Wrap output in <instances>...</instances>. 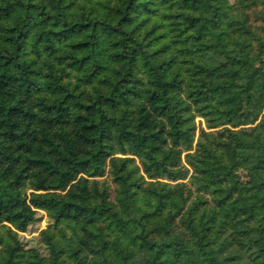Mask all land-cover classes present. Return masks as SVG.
<instances>
[{"label": "trees", "instance_id": "1", "mask_svg": "<svg viewBox=\"0 0 264 264\" xmlns=\"http://www.w3.org/2000/svg\"><path fill=\"white\" fill-rule=\"evenodd\" d=\"M263 112L264 0H0V264H264Z\"/></svg>", "mask_w": 264, "mask_h": 264}, {"label": "rangeland", "instance_id": "2", "mask_svg": "<svg viewBox=\"0 0 264 264\" xmlns=\"http://www.w3.org/2000/svg\"><path fill=\"white\" fill-rule=\"evenodd\" d=\"M257 24H259L260 22H256ZM264 113V112H263ZM197 121H203L200 117L197 118ZM241 121H243V124L240 127H244V130L249 133L251 136H253L254 138H259L261 136H263V132L257 127V124H248V123H244V119L243 117L241 118ZM109 180V183L111 184V192H112V199L114 200L115 198V189H116V184L112 181L111 177L109 176L107 178ZM39 217L40 220L34 224L33 226H31L29 228V231L27 233L24 234H20L22 239L25 241V244L29 245V246H33L36 244V241H32V239L34 237H38L37 235L39 234L40 230L42 229H46L50 226V218L48 217L46 212H40L39 211ZM14 230V228L9 225L8 223H2L0 224V232H4L7 235H9L10 233H12V231Z\"/></svg>", "mask_w": 264, "mask_h": 264}]
</instances>
